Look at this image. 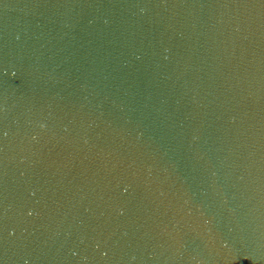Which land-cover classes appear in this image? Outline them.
I'll list each match as a JSON object with an SVG mask.
<instances>
[{"label":"water","instance_id":"95a60500","mask_svg":"<svg viewBox=\"0 0 264 264\" xmlns=\"http://www.w3.org/2000/svg\"><path fill=\"white\" fill-rule=\"evenodd\" d=\"M0 264H264V0H0Z\"/></svg>","mask_w":264,"mask_h":264}]
</instances>
